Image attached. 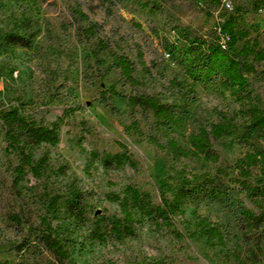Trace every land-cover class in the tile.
Here are the masks:
<instances>
[{"label": "rangeland", "instance_id": "obj_1", "mask_svg": "<svg viewBox=\"0 0 264 264\" xmlns=\"http://www.w3.org/2000/svg\"><path fill=\"white\" fill-rule=\"evenodd\" d=\"M236 9L242 10L236 28L248 38L235 52L254 38L263 46L264 18L248 2ZM227 16L218 0H0V113L17 109L38 125L60 127L56 146L41 144L31 151L47 164L46 175L37 179L18 173V151L5 141L0 122V264H56L38 239L47 226L67 251L66 264H236L226 257L242 241L237 214L217 202L186 203L171 227L134 212L133 236L117 239L105 226L106 239L94 237L98 218L122 217L119 202L128 187L149 193L159 205L161 193L172 198L185 182L233 165L251 144L264 148L254 137L243 141L251 105L264 111V62L247 76L238 97L208 61L205 45L216 42L217 24ZM88 28L95 30L91 37ZM10 34L25 38L28 46L7 42ZM194 41L200 45L187 55L188 42ZM166 42L179 50L169 52ZM114 56L133 63L138 84L113 67ZM190 62L202 69L200 77L191 75ZM173 80L194 87V94L184 100ZM111 89L128 97L155 96L175 108L182 126H159L152 112L109 94L105 103L103 94ZM225 119L236 129L214 142L217 164L203 156L176 158L151 142L173 139L191 149L192 133ZM133 123L139 133L127 131ZM119 144L127 147L133 165L105 167V155L125 154ZM252 182L264 187L259 175ZM74 194L82 211L69 208ZM194 211L228 234L225 247L206 245L196 232Z\"/></svg>", "mask_w": 264, "mask_h": 264}, {"label": "trees", "instance_id": "obj_2", "mask_svg": "<svg viewBox=\"0 0 264 264\" xmlns=\"http://www.w3.org/2000/svg\"><path fill=\"white\" fill-rule=\"evenodd\" d=\"M114 1V0H113ZM123 2L126 0H115ZM164 2L166 0H155ZM220 3V0H218ZM242 11L236 9L225 18L224 23L218 22L215 35L216 42L205 45L208 52V61L214 62L219 68L218 75H222L226 86L240 97L247 87V76L256 71V65L264 62V47L256 38L245 42L239 52H235V46L241 39L248 38V34L236 28V13ZM94 28H88L85 33L91 37L95 33ZM228 35L230 42L226 49H222L221 41L223 36ZM6 41L20 46H28L25 38L16 35H8ZM188 54L195 51L194 47H199V42H188ZM169 52L174 53L179 49L165 43ZM193 61V58L191 62ZM190 62V64H191ZM113 67L119 69L123 77L131 84L136 85L138 81L134 78L133 63L124 56L113 57ZM189 71L194 78L200 77L202 69L194 64L189 65ZM179 87L180 96L188 100L194 94V87L185 86L173 80L171 82ZM119 98L128 102L133 107H141L143 110L153 113L159 126L180 127L183 119L175 112V108L163 104L158 98L149 94H138L134 96H124L114 89L103 94L104 102L106 96ZM250 122L243 135V141L249 142L253 137L259 142L264 141V111L256 105H251L249 109ZM0 122L4 126L5 141L9 147L15 148L19 154V164L17 171L20 175L30 172L33 177L41 179L46 175L47 164L44 158L34 159L31 151L41 144L56 146L60 141V127L54 123L50 127L36 124L35 121L28 120L20 115L17 109L0 113ZM236 126L230 120L204 126L199 128L190 136L191 149L180 145L177 141L170 139L166 143H160L156 138H151V142L161 151L171 153L176 158L189 159L203 156L211 163L219 162V155L214 149V142L223 137L230 136L235 131ZM134 130L139 133L138 126L133 123L127 131ZM125 150V154L105 155L103 164L109 168L114 165H133L131 157L128 156L127 147L119 144ZM251 151L238 158L233 165H221L214 173L205 174L195 183L185 182L178 186L172 198L161 193L159 205L153 203L152 197L147 192H141L134 187H128L125 197L119 202L121 218L116 216H102L97 220V228L94 237L104 241L106 232H101L102 228H108V234L117 239L128 238L134 235L135 221L134 212H139L150 221L161 220L166 226H173V222L181 208L188 202L199 203L206 201L209 203H221L230 206L237 214V222L242 235V241L234 244L233 250L227 255V260H234L236 264H260L264 262V187L253 184L252 180L259 175L264 178V148L260 145L251 144ZM250 202L254 210L249 209L243 199ZM50 199V205L57 203L56 198ZM69 208L73 212L82 211V203L78 194H74ZM192 219L196 232L205 239L209 247H225L228 243V234L219 226L211 222L208 218L202 217L197 211L192 213ZM38 239L52 255L56 264H66L69 260L67 251L60 241L54 236L51 226L40 230Z\"/></svg>", "mask_w": 264, "mask_h": 264}, {"label": "built area", "instance_id": "obj_3", "mask_svg": "<svg viewBox=\"0 0 264 264\" xmlns=\"http://www.w3.org/2000/svg\"><path fill=\"white\" fill-rule=\"evenodd\" d=\"M250 3L253 11L264 18V0H220V5L226 13H233L236 10V5L243 6L245 3ZM225 18L219 20L220 23H224ZM230 42V37L228 35L223 36L221 41L222 49H226L228 43ZM264 47V44H263Z\"/></svg>", "mask_w": 264, "mask_h": 264}]
</instances>
